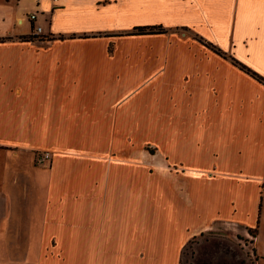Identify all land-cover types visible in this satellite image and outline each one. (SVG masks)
<instances>
[{
  "label": "crops",
  "instance_id": "obj_1",
  "mask_svg": "<svg viewBox=\"0 0 264 264\" xmlns=\"http://www.w3.org/2000/svg\"><path fill=\"white\" fill-rule=\"evenodd\" d=\"M4 3L0 151L30 172L5 174L0 264H180L204 234L263 264L264 85L232 60L264 76V0ZM25 5L50 44L19 42ZM141 134L187 172L142 188L159 180L124 154Z\"/></svg>",
  "mask_w": 264,
  "mask_h": 264
},
{
  "label": "rangeland",
  "instance_id": "obj_2",
  "mask_svg": "<svg viewBox=\"0 0 264 264\" xmlns=\"http://www.w3.org/2000/svg\"><path fill=\"white\" fill-rule=\"evenodd\" d=\"M4 2L5 0H0V6H4L5 5ZM25 6L26 7L24 8V11L26 13L24 17L26 19V23L20 28L19 32L25 31L31 34H29L28 36L20 37V39L18 38L19 42L28 43V44L35 43L42 45L50 44L51 41H53L52 38L53 36H51V34L49 33H44V32L40 33L37 31V27L41 26L40 25L41 22L39 21V12L30 13L28 11L29 6L28 5ZM32 15L38 16L37 22L36 21L33 22L31 20ZM30 22L32 23V25ZM43 27L45 29L44 24ZM163 31L164 33L167 32L166 29H164ZM179 34H182L184 37L193 36L192 34H189V32L187 33L183 31L179 32ZM5 41H7V39ZM203 44L207 46L211 45L210 43H203ZM220 51L223 54L225 53L222 49ZM148 137H149L148 134H141L138 140H135L133 144L125 146L124 148L125 158H136V157L138 158L140 173L145 175H151L150 177L153 180H157V179L159 180L163 177L169 176L170 174H180L182 172H187V167L184 168L169 164V162H167L164 157V153L162 149L156 147L154 143L148 141ZM158 143L161 146H163L164 143L163 138L159 139ZM41 154L44 155L45 152ZM12 157L13 156L10 152L0 151V191L5 190L4 178H5V174H7L10 168H12V171L16 173H20L21 170L23 171L21 173L30 172L28 168L29 159L27 158V156L24 155L20 156L21 159H19V161H21L22 164H19L21 162H17V160ZM10 161L13 162L11 163ZM50 162H51V156H50V160L43 162H41L38 158V161H36L35 164L37 166L44 165L48 167ZM10 163L12 165H10ZM35 171L39 172L38 170ZM160 183L161 180H159V182L141 180V184H142L141 187L148 189L149 187L144 186L145 184L150 186L151 187L150 189H160L162 188L161 185L162 183L161 184ZM178 184L179 185L181 184V188H187L188 190H195V191L198 190L201 186V183L197 181L195 174H191V173L186 174L184 176V180H181V182ZM164 199L165 198L163 197L158 199L161 206L163 204ZM262 237H263L262 240H264V236ZM230 239H231L230 236L219 238V234H213V235L204 234L202 236L195 237L186 246L180 264H246L247 262L246 258L243 260H241L242 258H240L241 257L240 254L242 253L241 251L243 250L242 246H240L238 242L235 241L233 242L235 246H233L234 248L232 250L231 246L229 245Z\"/></svg>",
  "mask_w": 264,
  "mask_h": 264
},
{
  "label": "trees",
  "instance_id": "obj_3",
  "mask_svg": "<svg viewBox=\"0 0 264 264\" xmlns=\"http://www.w3.org/2000/svg\"><path fill=\"white\" fill-rule=\"evenodd\" d=\"M164 29L161 27H139L136 28L135 31L136 33H134L135 35H158V34H164ZM6 39H2L0 40V42H4ZM213 50L219 54V55H223V53L214 48ZM233 63L238 66L242 71H244L245 73L249 74L251 77H253L254 79H256L258 82L264 84V78L261 77L260 75H258L257 73H255L254 71H252L251 69H249L248 67L242 65L241 63H239L238 61H236L235 59L232 60ZM250 234L253 237H256L257 235V231H250Z\"/></svg>",
  "mask_w": 264,
  "mask_h": 264
},
{
  "label": "built area",
  "instance_id": "obj_4",
  "mask_svg": "<svg viewBox=\"0 0 264 264\" xmlns=\"http://www.w3.org/2000/svg\"><path fill=\"white\" fill-rule=\"evenodd\" d=\"M37 18H38L37 15H32L31 20H32L33 22H35V21L37 22ZM37 31L41 33V32H42V27H41V26H38V27H37ZM39 160H40L41 162L50 160V154H49V153H45L44 155L41 154V155L39 156Z\"/></svg>",
  "mask_w": 264,
  "mask_h": 264
}]
</instances>
